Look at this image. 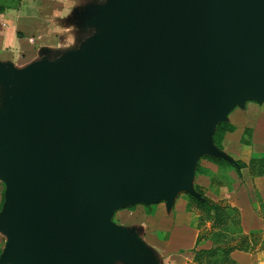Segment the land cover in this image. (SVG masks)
I'll use <instances>...</instances> for the list:
<instances>
[{
	"label": "water",
	"instance_id": "1",
	"mask_svg": "<svg viewBox=\"0 0 264 264\" xmlns=\"http://www.w3.org/2000/svg\"><path fill=\"white\" fill-rule=\"evenodd\" d=\"M94 23L65 60L0 62V264H140L113 212L198 196L197 158L232 160L216 123L264 102V0H107Z\"/></svg>",
	"mask_w": 264,
	"mask_h": 264
},
{
	"label": "crops",
	"instance_id": "2",
	"mask_svg": "<svg viewBox=\"0 0 264 264\" xmlns=\"http://www.w3.org/2000/svg\"><path fill=\"white\" fill-rule=\"evenodd\" d=\"M8 1L3 0L5 5ZM106 3L107 0H18L5 6L0 11V62L16 69L32 60H65L68 53L80 50L90 37L98 33L99 28L94 23L96 10ZM15 91L14 86L0 83V110L10 111V101ZM248 101L257 103L262 115L253 118L252 124L235 130V122L240 115L236 108L245 110ZM233 109L230 117L229 112ZM226 121L234 128L224 132L221 144L226 145V140L229 145L234 141L240 143L241 131L248 126L251 129L249 145L254 150H260L254 151L256 154L264 152L263 101L246 100L242 105L234 106L228 111ZM231 148L234 152L241 149L237 145ZM220 149L229 154L222 145ZM199 164L205 171L197 174L194 184L211 200L227 203L237 212L236 230L240 236L228 241L232 245L229 255L238 264H264V250L258 248L260 241L255 239V234L263 227L257 198L264 196V174L258 175L248 166H243L239 175L233 168L215 165L208 159L200 160ZM3 187L0 179V205ZM138 204L144 205L134 203L123 208ZM148 214L152 217L150 226L153 228L136 220L115 222L143 242L140 264H193L192 248L211 245L210 233L207 232H212L214 228L210 226V217L188 200L186 192H178L169 207L162 200L156 202L150 206ZM203 219H207L205 226L201 222ZM203 228L207 232L202 233ZM200 235L202 242L198 244L196 239ZM4 241L5 235L0 231V250Z\"/></svg>",
	"mask_w": 264,
	"mask_h": 264
},
{
	"label": "trees",
	"instance_id": "3",
	"mask_svg": "<svg viewBox=\"0 0 264 264\" xmlns=\"http://www.w3.org/2000/svg\"><path fill=\"white\" fill-rule=\"evenodd\" d=\"M16 1L18 0H9L6 5L4 2L0 1V11L3 10L5 6L12 5ZM233 128L234 125L226 120H221L217 122L212 133V137L215 144L221 147V140L224 132L231 131L233 130ZM250 135V127L244 126L239 137L240 143L249 145ZM206 158L212 161L215 165L222 167L229 166L233 168L237 174H239V170L243 166H248L250 169L254 170V172L258 175L264 174V152L262 154H256L254 152H251L249 158L246 161H243L238 157H232L231 161L226 160L222 157L210 155ZM198 169L200 172L205 171L203 170V168L200 167H198ZM195 188L198 193V196H192L189 193H186V196L188 200L194 202L195 206L202 210L206 216L210 217V226L214 229L210 233L211 245L209 247L192 248L193 260L196 261L202 257H205V264H238L229 255V251L232 248V245L228 243V238L227 236H225L226 225L229 219L233 224H235V227L238 228V216L236 209L227 203L211 200L203 193L202 189L198 185H195ZM143 206L148 208L149 204H144ZM198 241L199 237H197L196 243Z\"/></svg>",
	"mask_w": 264,
	"mask_h": 264
},
{
	"label": "rangeland",
	"instance_id": "4",
	"mask_svg": "<svg viewBox=\"0 0 264 264\" xmlns=\"http://www.w3.org/2000/svg\"><path fill=\"white\" fill-rule=\"evenodd\" d=\"M0 1L3 2V0H0ZM248 102L249 103L247 104V107L245 110H239L236 108V110L238 112H240V115H239L240 118H239V116H237L238 121L235 122V124H236L235 130L239 131V128L241 129L243 125H248L249 123L252 124L251 121L253 120V118H256V117L262 115L261 109L259 108V105L257 103L251 102V101H248ZM233 112H234V109L229 112L230 117H232ZM234 117L236 118V116H234ZM212 143L216 147L221 148L215 144L213 137H212ZM221 145L231 155V157H238L243 161H246L249 158L251 152L260 151V150H254V148H252V145L240 144V143H238V141H234V144H230L231 146L233 145L234 147L237 145V147L239 149L241 148L240 151H238V152H234V150L228 144L227 140H226V145H223V144H221ZM250 150H251V152H250ZM207 156H209V155H201L200 157L197 158L196 166L194 168L193 176L191 178V186L194 189H196L195 185H197V184H194L197 180L196 176L198 173H200V171L198 169V167H201L199 162L202 159H207L206 158ZM196 167H197V170H196ZM243 170H242V172H243ZM155 203H150L149 207L147 209H145L142 205L140 206V204L135 205L133 207L129 206L128 208L116 209L111 216V220L113 222L136 220V221H140V222L144 223L148 228H153L152 225L150 226V220L152 219V217L150 214H148V212H149L150 206H153ZM257 205H258V209H260V211L258 213L260 215H262L261 216L262 220L261 219H259V220H261V224L263 225V227H262V229H259L260 230L259 233L255 234V239H256V241H260V246L258 248L263 249V247H264V196H259L257 198ZM171 216H172V214H171ZM171 216L167 215V217H171ZM205 220H207V219L201 220V222L203 223V226H205L204 224H206ZM236 229H238V228H236L235 224H233L231 222V220L229 219V221L226 225V231H225V233H226L225 236H227V238H228L227 241H229L230 239L232 240L235 238L236 239L239 238L240 234H239L238 230H236ZM148 231H150V230L148 229ZM203 232H207V231L206 230L204 231V228H203L202 233ZM207 233H211V232H207ZM261 236H262V238H261ZM201 242H202V239H201V235H200L199 241L197 243L199 244ZM204 260H205V257H202V258L194 261L193 264H205ZM112 263L113 264H124L123 260L120 259L119 257H115L113 259Z\"/></svg>",
	"mask_w": 264,
	"mask_h": 264
}]
</instances>
